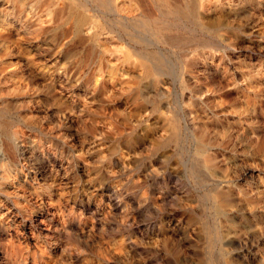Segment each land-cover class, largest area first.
Returning a JSON list of instances; mask_svg holds the SVG:
<instances>
[{
  "label": "rangeland",
  "instance_id": "rangeland-1",
  "mask_svg": "<svg viewBox=\"0 0 264 264\" xmlns=\"http://www.w3.org/2000/svg\"><path fill=\"white\" fill-rule=\"evenodd\" d=\"M63 1L66 4L79 3L78 0ZM171 1L156 0V7L148 11V15L151 12L152 15L146 14L150 18L148 21H151L149 25L156 29L159 42L141 40L139 37H143V34L135 32L138 37L137 50L144 54L152 52L163 61L166 74L162 77L166 83L162 86L164 94L158 98L157 106L146 104L140 112L129 113V107L127 109L116 98L108 106L100 104L97 98L92 101L90 97L80 103L77 93L81 91L78 89L61 95L53 93L48 78L31 79L24 73L23 67L16 72L18 90H12L13 77L5 79V100L22 102L20 116H24L21 118L10 112L5 113V127L27 133L34 142L42 141V148H36L34 152L39 154L44 151V155L50 156L46 160L40 156L34 160L36 170L30 165L27 168L26 172L34 175L36 181L33 177L24 184L18 183L16 178L12 180L13 185H19L18 193L25 197L15 206L25 205L35 212H44L38 209L36 200L46 204L49 199L54 206L51 211L54 214L53 224H41L43 231L37 239V247L18 246L25 257L20 264H145L142 260L138 261L133 248V236L137 230L142 238L140 246L155 251L152 253L153 264H160V260L167 258L174 260L175 264H217L223 256H228V264H264V151L258 153L252 146L255 131L261 129L264 132V0H174V4ZM45 2L47 0L41 1L37 13H40ZM185 3L190 8L186 12L194 13V18L191 14L181 16L177 12L176 6ZM12 6H16L12 15L14 18L10 16L11 24H5V45L11 47V55L20 54L15 43L21 45L24 54L26 47L35 40H40L44 46L66 45L63 46L64 51L83 46L84 41L80 38L68 35L75 26L69 23L67 17L62 19L54 15L39 25H20L19 20L35 21L36 16H31L11 0H0V20ZM75 11L92 13L82 7ZM197 15L211 21L218 17L221 30L215 33L200 26ZM139 17L144 19L136 12L135 19L140 20ZM92 26L98 29L96 23ZM102 27L103 38L110 27ZM16 29L21 33L20 40L9 35L12 33L10 31ZM33 29H40V33L26 32ZM54 36H61V39L55 40ZM170 38L175 41H169ZM209 57H213L216 63L240 66L239 70L246 74L240 82L245 83L251 77L254 79L250 88V103L245 104L242 94L236 92L231 83L224 81L218 86L213 80L216 76L208 77L203 73L201 63L209 62ZM11 58L9 70L18 67V56ZM82 64L74 68L78 77L86 74L94 65ZM185 65H189L190 69L186 74L183 73ZM183 80L194 87L195 92L185 89ZM143 91L154 89L147 86ZM191 94L203 101H213L211 110L204 114L214 111L220 118L228 116V121L206 122L207 134L212 139L208 151L215 156V167L210 172L195 164V145L189 135L184 140L169 141L157 150H145L155 141L156 135L148 129L157 128L159 134L169 132L172 113L166 102L180 111L182 125L187 119L183 112L197 111ZM65 101H76L78 105L76 110L69 113L75 118L72 124L64 123L60 115L64 111L68 113L67 110L61 112L65 108ZM233 104L240 106L241 114L228 111ZM197 115L202 116L200 113ZM236 115L241 119L240 123L231 124ZM201 116L202 120L207 121ZM119 130L121 135L133 132L138 137L133 151L115 145ZM105 131L114 132V138L108 141L104 139ZM23 141L29 145L27 140ZM23 141L22 138L18 140L20 143ZM133 155L142 159L143 164L131 170L121 168L124 160ZM76 165L80 168H76ZM248 165H259L261 171L255 174L256 178L243 176ZM6 186L8 192L13 189V186ZM220 186L228 187L232 193L233 206L229 207L228 213L233 218L234 226L220 222L221 229L217 233L219 219L203 208L211 206L213 193ZM9 196L13 197L12 194ZM56 200L59 204L54 203ZM7 207L15 212L10 199L5 197V222L10 221L11 225L5 226L6 230L1 233L0 245L11 237L15 227L21 230L18 219L10 217L12 213L6 214ZM189 214H193L194 219H188ZM176 220L180 224L171 245H177L182 252L173 258L167 254V249L172 246L165 245L164 231H160L167 228L170 222L176 224ZM62 222L67 226L64 231L60 229ZM145 223L150 224L156 234L154 237L145 236ZM206 224L212 236L211 244L207 241ZM215 232L219 235L217 239L213 236ZM199 253L204 254V260L198 259Z\"/></svg>",
  "mask_w": 264,
  "mask_h": 264
},
{
  "label": "bare ground",
  "instance_id": "bare-ground-1",
  "mask_svg": "<svg viewBox=\"0 0 264 264\" xmlns=\"http://www.w3.org/2000/svg\"><path fill=\"white\" fill-rule=\"evenodd\" d=\"M11 1L14 3V5L17 4L18 7H20L21 9L23 8L24 10H27L31 14V16L32 14L36 16V17L34 16L35 21H30L29 19L19 20L18 23L20 25H27L33 23L39 25L44 22H47L54 15H57L62 19L67 17L69 23H73V25L75 26L74 30L71 31L68 35L80 38L84 42H83V46L81 45V47H79L78 49H76L75 47L74 50L70 51L65 49L64 51L63 48L66 45L64 46L63 44L62 45L54 44L51 46H44L43 42H41L40 40L39 41L35 40V43H32L31 45H28L26 47L25 50H27V52L24 54H22L24 50L21 52V45L15 43L16 44L15 48L18 50V54L20 53L19 55H17L18 61L16 62V64H18V67L14 66L12 70H9L8 67H9V63H11V59H12L11 57H17V56L11 55L10 53L11 50H9L11 47L5 45V24L6 25L11 24L10 22L11 19L9 17L11 16V18H14V16L12 15H13V10L15 9L16 6H12L11 10L5 11L4 13L5 16L3 18L1 17L2 20H0V240L2 239L1 233L4 230H6L5 229L6 227H9L11 225V223H9L10 221L5 222V197L10 199L11 205L14 206V211H15V212L13 211L11 212V208L7 207L6 214L9 215L10 213H12L10 214L11 215L10 217H12L13 219L16 218L18 219V221L20 222L19 224L21 225L20 229L22 231L15 227V230H13L14 232L11 234V237L5 243H1L0 260H2L3 262L1 261L2 263L0 264H20L19 262L24 261L25 259V257L23 256L24 254H22L19 251L18 246L24 244L27 248H30L29 246L31 245L37 247L36 244L37 239L40 237L43 231L41 229L42 227L41 224L43 225V223L45 224L48 223V225H50L52 223L53 213L51 211L52 208L54 207L52 204L53 201L51 199H49L46 202V204L42 200H36L38 202L37 204L38 209L41 208V210H44V212L43 211L40 212L39 210H38L39 212H35L33 208L25 207V205L18 207L15 206L16 204H19L18 201L21 198L25 199V197H23L18 193L19 185L17 186L13 185L12 180L16 178V181L18 183L20 182H22L23 184L26 183L28 179H31L34 176V175L31 176V174L26 172L27 168H29V165L30 168L32 169L35 168L36 170V166L33 163V161L39 158V156L40 158L45 160L48 159L50 156L44 155L43 154L44 151L43 152L41 151V153L39 154L34 152V149L36 148L38 149L39 147L42 148L41 145L42 141L38 140L37 142H34L33 140L30 139V136L26 135L27 133L25 134L21 130H10L9 128L5 127V113L10 112L12 114H16L18 117L21 118L24 117V116L23 117L20 116V111H21L20 108L22 106V102H19L17 100H5V79L8 77H13L14 82L12 85V90L13 91L18 90V85L16 84L15 81L17 77L16 72L19 67H23V69L25 70L24 73L27 74V76L31 77V79L34 77H38L42 79L48 78L49 79L48 81H50L49 82L50 89L53 93L61 95L65 92H72L73 90L78 89L79 91H81V92L78 91L79 93H77L78 100L80 101V103L84 101L86 98L90 97L92 101H94L97 98L99 100L98 102H101L100 104L104 106H108L116 98L118 100H121V104L124 105L127 109L129 107L128 109L129 113L140 112L141 110H143V107L146 104H150L152 106L156 105L158 98L160 96L162 97L164 94L163 92L164 89L162 88V86L164 82L166 83V81H164L163 79L164 76L162 77V75L166 74L163 69V64H162L163 61H161L157 55L151 54L152 52L150 53L147 51L144 54L142 52H139L140 49L137 50L136 48L138 37L135 34V32H140L143 34V37H139L141 38V40L152 41L156 43L159 42L158 39L160 38H158L157 36L156 29L154 30L150 26L151 21L150 22L148 21L150 20V18L146 16V14L148 15V11L149 9H151V7L152 8L154 6L156 7L155 5L156 0H82V1L78 0L79 3H75V4H66L63 0H47V2H45V4L42 6V10L40 11V13H37V10L41 5L42 0H11ZM71 1L73 2V0ZM163 1L167 2V0H163ZM170 3L174 4V0H172ZM81 7L82 9L84 8L88 11H91L92 13H87V12L77 13L75 10ZM176 7H177L176 8L177 12L181 16H188L189 14H191V16H193L194 18L195 16L194 13L186 12L190 9L188 3H185V5L183 6L180 5ZM136 12H139L140 16H142L144 19L141 20V18L139 17L140 20H136L135 19ZM19 15L17 16V18H19ZM171 15L173 16L172 13ZM196 20L200 26L205 27L206 29L207 28L211 29L215 33H218L221 30V20L218 17H216L215 20L211 21L210 19L198 16ZM93 23H96L98 25V29L92 26ZM107 25H109L110 29H108L107 33L105 32L104 37L102 38L101 28H103L102 26L106 27ZM10 32H12L11 34L9 33L10 36H15V38L18 40L21 39L20 37L21 33H19L20 32L19 29ZM26 32L40 33V29L26 30ZM60 37L54 36L55 40L61 39ZM168 40L175 41L171 38ZM209 59H210L209 62L201 63L202 66L201 70L203 71V73L208 75V77H210L211 75L214 77L216 76L217 80L215 78H213V80L218 83V86L224 81L231 83L235 91L236 92L238 91L242 94L245 104L247 105L248 103H250L252 101V99L250 98V88L252 87V82H254V79H252L251 77V79L247 80L245 83L243 80H242L243 82H240L239 80L241 78H244V75H246L244 74L243 71L239 70L240 66H238L237 64L235 66H232L230 64L228 65V63L226 64L216 63L213 57L212 58L209 57ZM79 63H83L85 66H88L90 63H94V65L86 74H83V76L78 77L77 74L75 73V69L77 68ZM191 64L193 63H190V65ZM185 72H190L189 65H185L183 67V73ZM257 78L259 79V77ZM182 85L185 89L187 88L191 91H194V87H192L187 81L183 80ZM80 86L81 88L79 89ZM147 86L153 87L154 91L144 92L143 90L146 89ZM191 98L190 99L195 104L197 111L195 110L196 112H194L188 110L187 113L186 112L182 113L187 117V119H184V125L181 124V120L179 118V115L181 114L180 111L175 108H172L170 104L166 102L165 105L167 106L168 110L171 109L170 112L172 113L169 132L167 131V134H162V133L159 134L157 128L148 129L149 131L152 130L151 133L153 132L156 135L154 138L155 141L154 142L152 141L153 143L150 145V147H147L145 150H147L148 152L157 150L160 147H163L169 141L172 140L177 141L178 139L184 140L187 139L189 135L191 142L194 143L195 145V155H194L195 164L197 165V167L199 166L201 169L206 170V172H210L215 167L214 164L215 156L208 151V148L212 143V139L207 134L206 122H208V120H212L216 122L228 121V116H224L222 117L223 118L222 119L214 111L212 112L210 111L211 112L210 114H204L205 111H208V109L211 110V108L213 107L212 105L213 101L210 100L203 101L196 98L194 95L191 96ZM63 104L65 108H62L61 112L63 113L64 110H67L68 113L64 111L63 114H60L62 115L61 117L62 121H64V123L65 122L67 123L69 122L71 124L74 123L75 118L69 113H71V111L76 110V107L78 106L76 101H65L63 102ZM239 107L240 106L233 104L229 106V110L226 109V111L228 110L235 114H241L242 111L239 109ZM241 107H243V105ZM198 113L202 114V116L197 115ZM200 116L203 118L205 117L207 121H205L204 119L202 120ZM231 116L233 117L232 114ZM24 120H26V118H24ZM240 121L241 119L236 115L235 118H232L231 124L240 123ZM235 128H237V126ZM113 133L114 132L105 131L103 136L104 139H107V141L108 139L110 140L113 139L114 138ZM117 133L120 134L118 135V139H115V145H118L120 148L125 147L128 151H133L132 148L134 144L139 141L138 137L133 132L127 135H121L122 133L119 130ZM254 135L255 138L254 141L252 142V146H254V148L257 150L258 153H260L261 151H264V132L261 129H259L255 131ZM19 138H22V141L27 140V143L29 145H26L24 141L21 143L18 142ZM141 160H139L138 157L134 155L130 156L129 159L124 160V163L121 164V168H127L129 170L133 169V167L139 168V166L143 164ZM96 161H98V159H96ZM83 165H85L86 167L85 163ZM78 167L80 168V166L76 165V168ZM141 169L142 167H140V170ZM13 171H15L16 172L15 174L17 175H15L14 173L12 174ZM260 171L261 170L259 165H248V167L244 169L243 176L252 178L253 176L255 177V174L258 175ZM5 185L13 186L12 187L13 189L10 192H8V190L5 189ZM11 194L13 196L12 198H10L11 196H9ZM54 203L59 204L58 200H56ZM232 204H233L232 193L230 192L229 188L220 186L216 188L213 193L211 206L210 207L205 206V208H203L204 211L208 210L213 212V214L217 216V218L219 219L217 220V226H218V228L216 229L217 233L218 230L221 229L219 227L220 222L229 223L230 225L234 226L232 220L233 218L230 217L228 213L229 207L233 206ZM187 217H189L188 219L190 220L194 219L193 214H189ZM179 224H180L179 220H176V224L173 225L170 222L169 225L167 224L168 225L167 228H162V230L160 231V232L164 231L163 240L167 247H169V245L172 246L171 240L177 236ZM66 228L67 226L63 225L62 222V226L60 227L61 231H64ZM205 228L208 230V233L206 232L208 234V235L206 234V237L208 239L207 241L208 243L211 244L213 243V241L211 240L212 236L210 235L211 233L209 232V225L206 224ZM216 232L213 235L215 236V239H217V237L219 236ZM144 234L147 237H152L153 235H156L154 234L153 229L150 228L149 223H145L144 225ZM133 237H134L133 248L135 249V252H137L136 254L138 255V261L142 260L145 264H153L152 256L155 251L152 250L151 248H145V247L142 248L140 246V242L142 238L138 230L135 232ZM181 252L182 250L179 249L177 245H174L167 249V254L173 258H176L177 255H179ZM227 257L228 256H223L222 260H219L217 264H228L229 260ZM198 259L204 260L205 259L204 254L199 253ZM173 261L170 260V258L169 259L167 258L164 260H160L159 262L160 264H175L173 263ZM23 264H25V262Z\"/></svg>",
  "mask_w": 264,
  "mask_h": 264
}]
</instances>
